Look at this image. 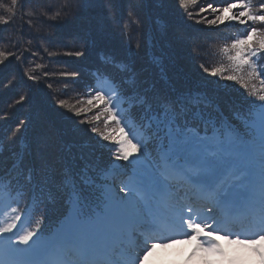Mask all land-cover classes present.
<instances>
[{
    "label": "snow or ice",
    "instance_id": "1",
    "mask_svg": "<svg viewBox=\"0 0 264 264\" xmlns=\"http://www.w3.org/2000/svg\"><path fill=\"white\" fill-rule=\"evenodd\" d=\"M197 2L180 0L186 11ZM203 13L211 18L198 22L245 26L220 48L216 66L200 67L240 83L247 90L246 109L229 118L203 94L172 98L141 91L135 70L118 62L125 79L105 77L107 88H91L71 110L87 116L99 109L90 132L114 140L112 155L127 163H113L96 176L86 167L79 181L65 173L68 212L50 228L44 210L20 208L29 185L53 182L47 161L18 156L6 172L0 168V264H146L158 248L177 240L195 242L189 259L200 264H245V253L264 264V89L254 83L264 73V0H211L195 14ZM7 55L0 52V63ZM120 168L130 171L117 190L108 181Z\"/></svg>",
    "mask_w": 264,
    "mask_h": 264
},
{
    "label": "trees",
    "instance_id": "2",
    "mask_svg": "<svg viewBox=\"0 0 264 264\" xmlns=\"http://www.w3.org/2000/svg\"><path fill=\"white\" fill-rule=\"evenodd\" d=\"M208 2L190 5L189 17L180 0H17L14 15L7 11L12 0H0V17L8 21L0 23V52L8 54L0 63V168L6 172L18 156L35 164L43 158L54 177L51 184L26 188L21 211L25 206L44 210L50 228L68 212L61 188L65 173L79 181L86 167L96 176L113 163H127L112 155L114 140L90 132L99 109L87 116L71 110L91 88L100 87L98 77L125 79L118 62L135 70L141 91L151 88L172 98L203 94L229 118L246 109L247 90L240 83L212 77L200 67L216 66L220 48L245 30L235 22H198L211 18L195 14ZM262 80L264 73L254 82L257 89H264ZM103 120L101 112V130ZM111 127L118 129L114 122ZM121 135L115 132L117 139ZM129 171L118 169L112 180L126 179Z\"/></svg>",
    "mask_w": 264,
    "mask_h": 264
},
{
    "label": "rangeland",
    "instance_id": "3",
    "mask_svg": "<svg viewBox=\"0 0 264 264\" xmlns=\"http://www.w3.org/2000/svg\"><path fill=\"white\" fill-rule=\"evenodd\" d=\"M119 189L116 183H112ZM123 195V193H120ZM194 243L177 240L176 243L167 248H158L150 257L146 264H200L198 259L190 260L189 253L194 247ZM222 243H224L222 241ZM245 264H259V256L252 253H245L243 256Z\"/></svg>",
    "mask_w": 264,
    "mask_h": 264
}]
</instances>
